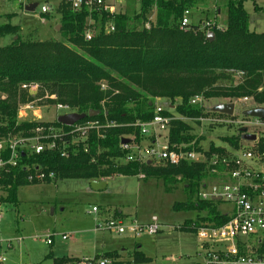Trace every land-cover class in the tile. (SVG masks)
<instances>
[{
    "label": "trees",
    "instance_id": "1",
    "mask_svg": "<svg viewBox=\"0 0 264 264\" xmlns=\"http://www.w3.org/2000/svg\"><path fill=\"white\" fill-rule=\"evenodd\" d=\"M247 1L229 0L226 26L213 30L197 26L180 29L185 11L193 9L200 0H140V10L134 14L86 8L74 11L67 0H62L57 14L60 41H38L33 35L25 38L20 26H0V38L12 39L7 46L0 45V141L15 135L29 136L42 125L70 130L58 122L19 123L21 105L34 100L27 95L25 86L39 88L35 100H41L40 105L61 103L79 114L101 113L80 124L99 121L115 125L105 131L104 139L92 133L70 159L61 158L60 152L24 157L22 167L0 181V191L6 193L0 203L17 205L20 188L43 184L28 181L36 169L56 173L58 180L83 178L93 182L116 176H143L167 185L180 179L189 200L176 204V211L205 213V218L199 217L200 224L226 223L228 219L221 215L218 205L198 198L200 187L211 179L207 163L183 161L179 166H157L127 162L121 145L124 139L133 146L144 142L140 128L134 125L153 120L158 100L170 103L165 116L194 120L228 117L206 111L204 104L212 99L234 103L249 98L258 107L264 105V33L251 31ZM254 9L264 11L256 4ZM43 16L46 20L53 17ZM209 31L215 34L213 42L207 40ZM237 75L241 82L221 83ZM52 96L57 99H50ZM196 97L204 99L203 106L191 104ZM243 130L236 136L224 137L223 146L239 148ZM192 131L189 124L173 121L169 141L173 145L196 142L202 150V138L192 135ZM86 145L89 153L84 152ZM223 146L210 143L206 149L208 160L213 154H224ZM193 228L190 223L181 229L194 231ZM103 257L114 259L113 253ZM133 259L138 264L149 262L140 251L134 253ZM69 261L54 259L55 264Z\"/></svg>",
    "mask_w": 264,
    "mask_h": 264
},
{
    "label": "rangeland",
    "instance_id": "2",
    "mask_svg": "<svg viewBox=\"0 0 264 264\" xmlns=\"http://www.w3.org/2000/svg\"><path fill=\"white\" fill-rule=\"evenodd\" d=\"M28 1H35L38 4L34 13L25 10L23 3ZM228 1H200L191 9L189 18L194 25L201 21H209L217 22L220 27H225L228 18L226 8ZM61 2L62 0H0V26L6 24L20 26L25 38L33 35V38L38 41H46L45 38L39 37L47 36L48 40L51 38L60 41L61 38L58 35L60 31L55 29L60 26V21L55 17ZM254 4L264 10V0H248L245 4L250 16L251 31L261 34L264 33V11L256 12ZM43 6L49 7L48 15L54 16L51 19L54 22L52 21L51 24L48 22L50 20H46L41 14ZM216 6L221 11L220 16L216 14ZM139 10L140 7H138ZM42 20H46L45 24ZM11 40V37L0 38V45L7 46ZM240 79H242L241 76L237 75L232 80L221 83L231 85L241 82ZM26 93L34 99L32 102L42 108L43 122L56 121L55 105L57 103L40 105L42 101L35 100L38 92L32 93L26 90ZM156 104L170 108L168 100H158ZM225 104L227 101L223 99H212L204 106L206 111H211ZM258 106L253 101L237 102L236 114L239 115L237 119L242 121L245 118V112ZM261 108H264V105ZM202 120L184 117L179 119L193 128L191 134L201 137L200 145L206 149L210 143L218 147L223 146L224 137L236 136L242 128L239 124L220 125L211 124L208 121L202 122ZM255 131H264V126L250 125L247 133L252 134ZM163 136L165 138L166 133ZM242 143L244 146L251 144L244 140ZM179 180L177 183L165 185L163 181L145 180L143 176H116L104 181L108 184V188L104 191H95L91 187V182L83 178L22 187L19 189L17 205L0 203V253L8 259L6 264H55L53 258L80 259H70L68 264H83L85 260L99 264L100 261L107 259L103 257L107 252L114 250L122 253L121 250L124 248L132 251L137 243L141 245L142 252L149 259L148 263L140 264H200L201 240L195 231L181 228L185 224L189 226L190 223L199 225V217L205 218L206 214L174 209L176 204H185L189 200L184 184ZM5 196L6 193L0 191V199ZM94 207L100 212L93 213ZM218 208L223 214L232 211V207L224 203L218 204ZM120 210L125 213L126 224L132 221L147 224L156 217L162 225L160 233L153 237L144 235L139 239L112 233L106 229V225L114 220L115 213ZM48 235H55L52 246L46 244ZM63 236L69 238L64 241ZM18 239L23 240L21 244L17 242ZM10 244H13V249H9ZM49 255L51 258H47ZM107 260L114 264L113 259ZM122 262L129 264L131 259L128 261L124 256Z\"/></svg>",
    "mask_w": 264,
    "mask_h": 264
},
{
    "label": "built area",
    "instance_id": "3",
    "mask_svg": "<svg viewBox=\"0 0 264 264\" xmlns=\"http://www.w3.org/2000/svg\"><path fill=\"white\" fill-rule=\"evenodd\" d=\"M20 1V0H19ZM74 11L84 8L90 11H101L114 14L116 11L106 4V0H67ZM126 0H116L125 2ZM50 8L43 6L41 14H49ZM191 10L185 11L180 21V29L186 31L192 26L204 29H222L217 22H204L194 25L189 18ZM45 24V20H42ZM149 27V25H147ZM111 31L114 28L111 27ZM212 31H209L210 33ZM90 38V35H87ZM32 93L39 91L37 86L23 87ZM48 98V97H47ZM56 100L55 96L50 97ZM252 100L244 98L240 103H248ZM237 102H234L235 107ZM192 105L203 106L204 99L196 97L191 101ZM42 108L36 103L22 105L19 109V123H53L43 122ZM165 109L157 106L155 116L147 123H137L144 141L153 139L148 146H133L122 144L121 150L127 153V162L151 163L157 166H179L183 161L202 164L207 163L211 179L205 182L199 189L198 198L202 202H214L216 205L224 203L232 207V211L223 214L228 220L222 225L201 223L194 225V231L201 240L200 264H264V131L248 134L250 125L264 126V120L245 118L242 121L235 114L232 117L219 119H203L211 124L220 125L239 124L241 129L246 130L248 135H255L256 140L249 146L241 143L239 148L223 146L224 154H213L208 160L206 148L200 145L199 150L196 142L190 144L173 145L168 138V132L173 121L179 117L165 116ZM173 110V109H172ZM57 118L76 113L70 106L57 103L55 105ZM250 120V121H247ZM115 127L110 123L90 121L84 124H76L66 131L63 128L50 126H37L29 136L15 135L9 139L0 141V181L4 175H8L22 167L23 158L29 155H42L47 152H60L61 158L67 160L78 153L81 142H85L95 133L98 139H104L105 131ZM166 136L164 138V134ZM164 140V142H163ZM222 147V146H221ZM84 152L89 149L84 146ZM25 155V156H24ZM28 169V167H27ZM31 170V169H29ZM29 182L45 183L58 180L56 173H45L36 169L30 173ZM94 207L92 212L98 213ZM162 225L156 217L147 224L132 221L126 224L124 220H113L107 223L106 229L120 236L139 239L144 235L156 236L160 233ZM54 236H46L47 245L53 244ZM69 237L64 236L67 240ZM18 241L22 242L21 239ZM8 259L0 253V264H6ZM96 262L85 260L83 264H95ZM99 264H111L109 260H102Z\"/></svg>",
    "mask_w": 264,
    "mask_h": 264
},
{
    "label": "water",
    "instance_id": "4",
    "mask_svg": "<svg viewBox=\"0 0 264 264\" xmlns=\"http://www.w3.org/2000/svg\"><path fill=\"white\" fill-rule=\"evenodd\" d=\"M37 8H38V4H33V5L26 6L25 10L29 13H34L37 10ZM60 29H61V26H58L57 31H60ZM214 39H215V34L213 32L208 33L207 40L210 42H213ZM235 108L236 107L234 103H227L225 105H219L215 107L214 109H212L211 111L213 113L232 117L235 114ZM100 114H101L100 112H95V111H91L88 114L73 113V114L58 117L57 122L66 127H73L76 124L80 123L81 121L85 120L86 118H94V117L99 116ZM244 115L248 118L264 120V108L257 107V108L251 109L245 112ZM243 131L244 133H246V130H243ZM242 138L244 141H248V142H254L256 140L255 135L244 134ZM130 142L131 141H129L128 139H124L122 141V144L126 145V144H129ZM91 187L95 191H104L107 189V183L104 181H93L91 182Z\"/></svg>",
    "mask_w": 264,
    "mask_h": 264
},
{
    "label": "crops",
    "instance_id": "5",
    "mask_svg": "<svg viewBox=\"0 0 264 264\" xmlns=\"http://www.w3.org/2000/svg\"><path fill=\"white\" fill-rule=\"evenodd\" d=\"M19 1V0H18ZM201 2H203L204 0H200ZM199 3V2H198ZM23 4H25V7L26 6H28V5H33V4H37L35 1H28V2H26V3H23ZM106 4L108 5V6H110V7H112L116 12H118V11H120V10H122L123 12H126V13H129V14H134L135 12H137L138 11V7H140V0H126L125 2H123V3H121V4H117L116 3V0H106ZM215 10H217V15L218 16H220V14H221V11H219L218 10V7L216 6L215 7ZM54 17V16H53ZM153 18H154V16H152ZM56 19L58 18V16L57 17H55ZM152 18V19H153ZM46 21V20H45ZM53 22H54V20H52ZM52 21L50 20V21H48L50 24L52 23ZM48 25V24H47ZM50 27V29H51V25L49 26ZM57 28H58V26L57 27H55V29H56V31H57ZM39 38H45V40L47 41L48 40V38L49 37H47V36H43V37H39ZM6 39V38H5ZM151 141H153V139H151V138H148V139H146L145 141H144V143H143V146H148V144H149V142H151ZM107 188H108V184H107ZM100 211H98V213H99ZM126 220V217H125V213L123 212V210H120V211H118L117 213H115V216H114V220ZM137 219V218H136ZM64 237V236H63ZM54 239V238H53ZM22 240V239H21ZM64 240V239H63ZM23 241V240H22ZM64 241H66V240H64ZM17 242H19L20 244L22 243V242H20V241H18L17 240ZM47 244V243H46ZM53 244H54V242H53ZM52 244V245H53ZM52 245H50V246H52ZM9 249H13V244H10V248ZM142 247H141V245L140 244H135V247H134V249L132 250V251H130V250H128V249H126V248H124V249H122L121 250V252L122 253H119L118 251H109V252H107V254H109V253H113V255H114V264H123V258H124V256H125V258L129 261L130 259H131V262H129V264H134V259H133V255H134V253L135 252H138V251H140V252H142ZM127 254V255H126ZM53 259H63V258H53ZM65 259H77V260H80V259H78V258H65Z\"/></svg>",
    "mask_w": 264,
    "mask_h": 264
}]
</instances>
